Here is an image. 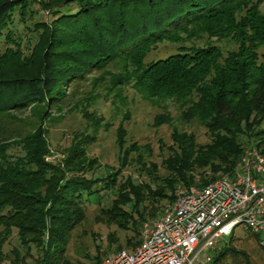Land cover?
Masks as SVG:
<instances>
[{"label": "trees", "instance_id": "trees-1", "mask_svg": "<svg viewBox=\"0 0 264 264\" xmlns=\"http://www.w3.org/2000/svg\"><path fill=\"white\" fill-rule=\"evenodd\" d=\"M263 2L0 0V258L5 241L16 233L28 252L32 245L38 248L37 264H87L66 254L71 232L85 216V203L98 202L103 188L116 187L100 210L106 222L131 233L123 243L109 233L106 249L96 243V252L85 254L99 264L108 251L139 242L143 221L174 201L177 185H204L230 172L246 146L264 153ZM34 3L48 17L33 22L36 34L28 41L35 40L26 49L14 17L18 13L24 22ZM202 38L203 43L195 42ZM213 39L232 40L235 47L224 49ZM162 41L175 43V50L147 61ZM93 70L100 73L91 77V90L101 84L123 97V86L131 85L151 102L174 100L180 118L197 120L209 139L199 143L193 131L172 124L165 109L153 122L172 126L162 159L165 174L157 172L155 162L144 165L148 181L129 174L119 182V167L94 173L99 161L86 151L96 139L93 132L76 131L64 157L47 158L45 124L52 116L46 107L59 105L66 88ZM91 102L80 109L90 121L96 119L88 109ZM116 142L119 147L125 142L121 124ZM250 233L260 241L259 232ZM233 236L234 230L204 264H217L230 253L243 254L247 262L246 251L230 244Z\"/></svg>", "mask_w": 264, "mask_h": 264}, {"label": "rangeland", "instance_id": "rangeland-1", "mask_svg": "<svg viewBox=\"0 0 264 264\" xmlns=\"http://www.w3.org/2000/svg\"><path fill=\"white\" fill-rule=\"evenodd\" d=\"M30 6L32 8L31 15L27 14L24 22L19 20L20 14L18 13L14 17L13 28L17 35L20 34L25 48L27 43L28 46H31L35 40L33 38L28 41V37L36 34V31L33 30V22L48 17L47 12L42 10L38 3ZM261 6L264 9V2ZM204 40L205 38L196 39L195 42L201 44ZM214 41L224 49L235 47V43L232 40L222 39ZM3 47L4 45L1 48ZM175 48L176 44L170 41L158 42L147 54L146 60L166 55L174 51ZM115 69L112 67V70ZM99 73V70H93L86 73L83 78L76 79L73 85L66 88V95L59 105L46 107L52 116L45 124L49 129L48 139L51 147V155L47 158L57 160L64 157L76 131L93 132L96 134V139L87 145L86 151L89 158L96 157L99 161V165L93 171L94 173L105 174L109 170L112 171L119 167L121 168L120 173L117 175L119 182L129 174L137 181H148L149 177L144 165L148 166L150 162H155L158 168L157 172L165 174L166 169L162 159L167 155L168 145L172 142L170 137L172 126L166 122L158 126L153 124L155 115L165 109L173 117L172 124L188 131H193L199 143L206 142L209 139L206 128L197 120L186 122L180 118V107L174 100L166 99L157 103L151 102L144 99L131 85L123 86V97L114 96L113 91L103 90V86H100L101 84L91 90V83H93L91 77ZM90 99L92 102L88 109L94 113V118L96 116V119L101 121L96 131H94L95 127H93L97 126L96 119L90 118L91 121L87 120L80 111L85 102ZM119 124L125 128V142L122 147H119L116 142ZM124 148L127 151L125 156L122 153ZM115 188H103L98 202L85 203V216L74 227L68 241L66 254L70 258H80L85 260L87 264H93L85 257V254H94L96 252V243H99L100 249L104 250L110 242L109 233L118 236L122 243L125 235L131 233L130 230L121 229L114 223L106 222L101 213L100 209L102 206L108 205L115 196ZM167 205L168 203H165L161 208L163 209ZM226 238L227 236L220 238L217 247H220L222 240ZM263 242L264 233H260V241H258L250 231L237 227L234 229V236L230 244L245 250L248 255V261L246 262V257L241 253H230L228 257H224L217 264H264V248L261 245ZM115 244V242H111V245L114 246ZM25 247V245L20 243L17 234L13 233L3 245L4 254L0 258V264H12L13 261L19 264H37L36 260L40 255L38 248L32 245L28 252ZM14 249H17V255ZM213 249L206 247L200 249L192 264H198L199 261H203L206 255H211Z\"/></svg>", "mask_w": 264, "mask_h": 264}, {"label": "built area", "instance_id": "built-area-1", "mask_svg": "<svg viewBox=\"0 0 264 264\" xmlns=\"http://www.w3.org/2000/svg\"><path fill=\"white\" fill-rule=\"evenodd\" d=\"M175 195L143 221L137 244L106 253L99 264H192L200 249L217 248L237 227L264 233V153L246 146L230 172L204 185L179 184Z\"/></svg>", "mask_w": 264, "mask_h": 264}]
</instances>
